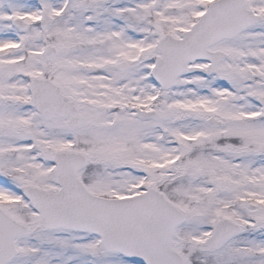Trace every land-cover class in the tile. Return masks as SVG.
I'll use <instances>...</instances> for the list:
<instances>
[{
    "label": "snow or ice",
    "instance_id": "1",
    "mask_svg": "<svg viewBox=\"0 0 264 264\" xmlns=\"http://www.w3.org/2000/svg\"><path fill=\"white\" fill-rule=\"evenodd\" d=\"M0 264H264V0H0Z\"/></svg>",
    "mask_w": 264,
    "mask_h": 264
}]
</instances>
